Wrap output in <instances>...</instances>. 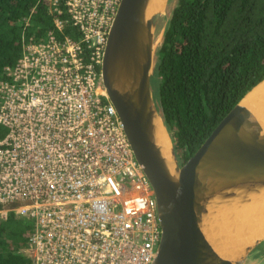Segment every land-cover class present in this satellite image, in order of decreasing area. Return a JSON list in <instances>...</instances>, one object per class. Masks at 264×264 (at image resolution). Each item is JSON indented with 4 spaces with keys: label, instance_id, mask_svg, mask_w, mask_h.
Segmentation results:
<instances>
[{
    "label": "built area",
    "instance_id": "1",
    "mask_svg": "<svg viewBox=\"0 0 264 264\" xmlns=\"http://www.w3.org/2000/svg\"><path fill=\"white\" fill-rule=\"evenodd\" d=\"M44 1L52 29L0 73V219L32 222L31 264H152L155 190L101 72L121 0Z\"/></svg>",
    "mask_w": 264,
    "mask_h": 264
},
{
    "label": "water",
    "instance_id": "2",
    "mask_svg": "<svg viewBox=\"0 0 264 264\" xmlns=\"http://www.w3.org/2000/svg\"><path fill=\"white\" fill-rule=\"evenodd\" d=\"M149 2L121 0L101 72L135 157L155 190L162 237L152 264H244L264 237L245 244L234 257H225L207 234L215 235L221 244L225 227L221 211L249 203L264 190V127L243 104L264 79L183 160L157 108L152 87L156 49L163 39L161 32L155 43L157 30L169 0H163L162 7L150 16ZM160 121L171 141L169 159L158 140Z\"/></svg>",
    "mask_w": 264,
    "mask_h": 264
},
{
    "label": "trees",
    "instance_id": "3",
    "mask_svg": "<svg viewBox=\"0 0 264 264\" xmlns=\"http://www.w3.org/2000/svg\"><path fill=\"white\" fill-rule=\"evenodd\" d=\"M52 27L44 0H0V73L21 56L24 35L39 40ZM161 30L153 95L185 160L264 79V0H174ZM31 229L14 212L0 219V264H31L22 252Z\"/></svg>",
    "mask_w": 264,
    "mask_h": 264
},
{
    "label": "bare ground",
    "instance_id": "4",
    "mask_svg": "<svg viewBox=\"0 0 264 264\" xmlns=\"http://www.w3.org/2000/svg\"><path fill=\"white\" fill-rule=\"evenodd\" d=\"M162 1L150 0L149 16L162 7ZM158 39L159 35L156 36V44L159 42ZM243 104L254 112L264 127V81L247 94ZM157 134L159 142L165 146L164 153L169 159L171 141L161 121L157 126ZM228 207L221 211L225 219V227L219 239L222 243H219L215 235L210 233L207 235L222 256L234 257L245 244L264 237V190L254 195L249 203L235 208Z\"/></svg>",
    "mask_w": 264,
    "mask_h": 264
},
{
    "label": "rangeland",
    "instance_id": "5",
    "mask_svg": "<svg viewBox=\"0 0 264 264\" xmlns=\"http://www.w3.org/2000/svg\"><path fill=\"white\" fill-rule=\"evenodd\" d=\"M174 7V0H169V7L160 18V24L157 30V35L161 33V26H164L166 18L169 16ZM189 155L187 154V157ZM183 159V158H182ZM244 264H264V242L249 256Z\"/></svg>",
    "mask_w": 264,
    "mask_h": 264
}]
</instances>
